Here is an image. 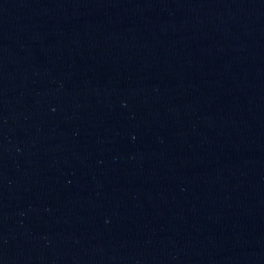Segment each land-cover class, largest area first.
Instances as JSON below:
<instances>
[{
  "label": "water",
  "instance_id": "obj_1",
  "mask_svg": "<svg viewBox=\"0 0 264 264\" xmlns=\"http://www.w3.org/2000/svg\"><path fill=\"white\" fill-rule=\"evenodd\" d=\"M0 264H264V0H0Z\"/></svg>",
  "mask_w": 264,
  "mask_h": 264
}]
</instances>
